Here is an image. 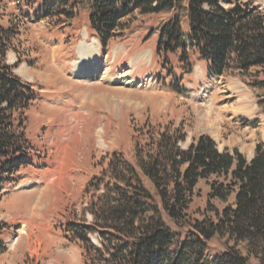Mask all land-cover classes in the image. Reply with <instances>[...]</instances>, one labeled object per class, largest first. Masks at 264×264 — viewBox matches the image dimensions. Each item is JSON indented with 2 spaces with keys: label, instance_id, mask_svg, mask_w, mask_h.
Segmentation results:
<instances>
[{
  "label": "rangeland",
  "instance_id": "1",
  "mask_svg": "<svg viewBox=\"0 0 264 264\" xmlns=\"http://www.w3.org/2000/svg\"><path fill=\"white\" fill-rule=\"evenodd\" d=\"M242 1L264 12V0ZM41 2L0 0V24L17 32L7 61L37 93L26 118L35 161L0 196L7 250L0 264H86L82 247L70 243L61 228L91 223L84 193L91 180L106 176L114 154L136 167V137L148 141L172 127L187 135L182 148L209 135L220 152L237 151L252 160L264 142V89L251 84L264 81V69L210 80L207 64L192 55L193 74L186 75L177 57L157 52L160 25L173 14L133 12L104 46L89 26L88 0H79L76 18L69 21L59 15L36 21ZM83 43L99 45L103 79L74 73ZM208 191L201 182L191 213L206 207ZM90 240L96 243L97 237ZM210 248L225 251L218 240Z\"/></svg>",
  "mask_w": 264,
  "mask_h": 264
},
{
  "label": "trees",
  "instance_id": "2",
  "mask_svg": "<svg viewBox=\"0 0 264 264\" xmlns=\"http://www.w3.org/2000/svg\"><path fill=\"white\" fill-rule=\"evenodd\" d=\"M223 1L88 0V23L105 46L133 12L173 14L160 25L157 52L177 57L184 74H193L192 55L207 64L210 80L264 69V12L242 0H227L232 5L224 8ZM79 5V0H42L33 15L36 21L57 15L69 21ZM16 36L0 24V196L35 161L26 118L37 93L7 61ZM251 86L264 89V81ZM259 107L264 113V97ZM150 136L136 137V167L114 154L106 176L90 181L84 198L91 223L61 228L70 243L82 247L85 263L264 264V142L248 161L237 151L220 152L209 135L187 148L181 147L187 139L181 128ZM201 182L209 188L207 204L191 213ZM3 230L0 225V256L7 251ZM213 240L225 251L213 253Z\"/></svg>",
  "mask_w": 264,
  "mask_h": 264
},
{
  "label": "bare ground",
  "instance_id": "3",
  "mask_svg": "<svg viewBox=\"0 0 264 264\" xmlns=\"http://www.w3.org/2000/svg\"><path fill=\"white\" fill-rule=\"evenodd\" d=\"M80 45L78 46L79 59L74 63V73L78 76L84 75L87 77L99 75L97 78L99 77L103 79L105 75L104 73L100 74V68H98V55L100 51L99 45L95 46L93 44L83 43L81 48H79ZM122 83L125 85L129 84L127 81H122ZM244 109H246V106L239 107L236 111L241 113L244 111Z\"/></svg>",
  "mask_w": 264,
  "mask_h": 264
}]
</instances>
